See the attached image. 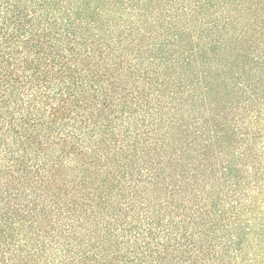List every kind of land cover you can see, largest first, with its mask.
Returning <instances> with one entry per match:
<instances>
[{
    "label": "trees",
    "instance_id": "obj_1",
    "mask_svg": "<svg viewBox=\"0 0 264 264\" xmlns=\"http://www.w3.org/2000/svg\"><path fill=\"white\" fill-rule=\"evenodd\" d=\"M0 264H264V0H0Z\"/></svg>",
    "mask_w": 264,
    "mask_h": 264
}]
</instances>
